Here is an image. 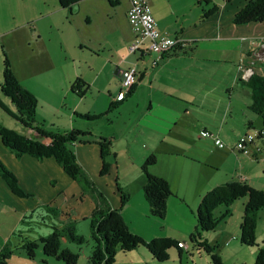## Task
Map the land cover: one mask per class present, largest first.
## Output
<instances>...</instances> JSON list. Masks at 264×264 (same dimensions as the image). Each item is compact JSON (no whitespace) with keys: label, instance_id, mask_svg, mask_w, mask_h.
<instances>
[{"label":"crops","instance_id":"crops-1","mask_svg":"<svg viewBox=\"0 0 264 264\" xmlns=\"http://www.w3.org/2000/svg\"><path fill=\"white\" fill-rule=\"evenodd\" d=\"M162 1L149 0L152 16L161 33L175 37L181 45L163 55L158 65L153 67L150 63L151 55L145 53L146 42L139 51L128 53V46L135 36L127 22L129 0H109L108 3L104 0H90L89 17L87 16L85 24L87 40L83 42L87 47L86 58L75 80H68V86L59 89L58 99L65 89H68L67 96L77 95L76 97L83 100L96 92L98 94L90 100L97 101L101 98L108 107L110 103H114L118 111L126 109V132L132 135V140L125 145L128 149L147 150L139 157L141 161L155 155L157 151L154 150L165 151L164 154H170L167 151L180 152V146H174L171 141H174L178 133H186L191 127L198 125L202 126L200 130H215L217 137L224 143L230 138L224 128L236 126L235 137L233 141L230 140L232 147L246 132L262 131L263 136L258 137L253 145L259 148L258 153L252 155L256 159L262 149L261 144H264V127L261 119L249 110L251 93L244 85L246 80L241 78V69L249 68L252 73L264 77V23L235 25L234 14L246 0H210L213 2L212 9H203L202 12L194 13V16L193 7L189 8V14L187 8L185 12H176L173 6L165 4V1L163 4ZM190 2L191 0L188 7L192 6ZM115 3L123 4V12L118 20L115 17L116 11L112 9ZM196 5L201 7V2L197 0ZM123 21L126 27L122 25ZM132 66L136 68L137 75L130 92L121 101H116L117 95L122 91L123 74ZM74 81H78L82 96L76 91H71L70 87ZM48 87L47 91L50 90V86ZM213 90H219L227 96L219 118L216 119L212 114L209 124L203 123L197 117L191 119L189 107L207 105L209 101H214ZM64 105L65 103L61 102L60 107ZM94 110H84L88 116L101 115L100 118L91 120L94 123L79 118L78 114H72L69 117V128L63 130H78L88 134L81 136L80 141L71 147L82 167L86 191L77 185L78 182L69 178L53 158L35 159L29 155L17 158L0 139V163L15 177L22 193L12 191L0 173V250L8 245L12 251L8 264H32L33 262L24 258V254L19 250L24 242L35 243L50 234L53 228H63L70 223L87 220L95 208L118 210L126 225L132 223L127 220L121 203V192L127 195L129 193L130 179L126 176V181L116 178L111 166L105 175H99L102 163L97 142L109 140L112 147V143L119 142L118 134L121 131L118 133L113 127L116 123L109 114L112 110L107 114L106 110L99 113ZM41 125L48 130L53 127L51 124ZM56 127L59 129V126ZM24 133L27 134L26 131L23 135ZM212 142L208 139L205 144L211 153L217 149L219 155L214 154L217 158L225 159L231 155L221 152L223 148L218 149ZM134 161L132 170L135 171L133 174L140 175L137 185L141 189L145 182L141 171L142 164L138 166ZM187 162L193 164L195 160ZM155 164L156 160L147 171L165 179L171 192H178L180 183L176 182L174 186L171 178L149 171ZM196 164H199L198 160ZM212 165L202 163L206 168ZM203 169L205 168L200 170ZM205 185L207 183L201 184L195 179L190 190L202 198L220 184L203 187ZM183 196L187 199L185 194ZM39 225L44 230L38 231ZM150 258L153 261L152 257Z\"/></svg>","mask_w":264,"mask_h":264},{"label":"rangeland","instance_id":"rangeland-1","mask_svg":"<svg viewBox=\"0 0 264 264\" xmlns=\"http://www.w3.org/2000/svg\"><path fill=\"white\" fill-rule=\"evenodd\" d=\"M104 1L108 3V0ZM164 1L165 4L173 6L176 12L179 10L185 12V8H187L188 13L189 8L193 7L192 16L196 12H202L203 9L206 11L212 9L211 4H213L210 0H198L201 2V7H198L196 5L197 0H191L192 6L188 7L190 0H163V4ZM89 6L90 0H82L72 6V14H70L68 9L59 6L58 0H0V82H2L5 56L15 79L37 100L35 109L37 123L51 124L53 127H50V130L53 132L61 133L69 128V117L72 114L87 115L84 112L89 108H94V111H97L95 113H99L104 112L108 107V104L103 102L104 99L90 100L98 94L96 92H93L88 99L83 100V98L76 97L77 95L70 94L67 96L68 89H65L63 95L58 99L59 89L68 86V80H72V82L75 80V76L81 72L83 60L86 58L85 48L87 47L83 45V42L87 40L85 24L87 16L89 17ZM112 9L116 11L115 17L118 20L123 12V4L117 5L115 3ZM122 25L126 27L124 21ZM48 86H50L49 91H47ZM212 97L214 101H209L207 105L189 107V117L191 116V119L192 117L200 118L206 124L211 123L210 119L213 116L216 119L219 118V113L226 103L227 96L219 90H213ZM61 102L65 103L62 108L60 107ZM116 110H112L109 114L112 121L118 123L117 125L114 124L113 127L118 133L121 131L118 134L120 140L112 143L110 153L104 156L103 161L112 167L116 178L126 181V176L130 179V184H128L129 198L122 204L127 220L132 221L127 225V230L139 236L146 243L154 239H170L178 242L180 253L176 248H169L165 251L166 260L158 263L154 260L151 261V255L148 251L139 246L127 253L117 252L113 258V264H212L213 255L220 260L221 264H253L258 250L264 248V211L259 210L257 213L254 244L245 246L239 241V232L247 197L239 198L228 207L230 215L219 220L213 231L199 233L200 241L212 248L206 247L204 249L190 240L191 234L197 228L196 212L202 199L190 188L195 179L201 184L207 183L203 187L245 180L243 182L253 189L264 190V144H261L262 149L259 157L254 159L253 156L251 157L252 154L246 155L235 150V144L232 147L230 140L233 141L237 127L230 129L225 127L224 129L230 138L225 143L222 142L224 148L220 151L231 155L225 159L217 158L214 154L219 155V152L217 149L214 153L209 151L210 148L205 144L208 138H203L200 135L202 126L198 125V127H191L186 133H178L174 137V141H171L174 146H180V152L167 151L170 154H164L165 151L154 150L157 151L155 154L156 164L149 171L171 178L174 186L176 182L181 184L178 192H171L172 197L167 201V214L164 219L157 220L148 216L142 190L137 185L140 175L133 174L135 171L132 170L133 160L138 166H141L140 164L143 166L145 160L141 161L139 157L142 152L147 150L128 149L126 147L125 144H129L128 141L132 140V135L130 136V133L126 132L127 111H125L126 109ZM182 113L180 112V114ZM13 114L16 112L10 99L0 94V125L7 130L23 135L26 130L18 121L13 119ZM212 114L214 115L212 116ZM236 117L238 118L239 114ZM88 121L91 122V120ZM56 125L59 126V129ZM211 131L213 135H216L215 130ZM256 132L251 131L254 134ZM255 142H257V138ZM254 148V146L251 147V152ZM189 160H195V162L191 164V162H187ZM197 160L199 164H196ZM211 161H215L216 164ZM201 162L212 163L213 165L206 168L202 166ZM202 168H205L203 169L205 172L200 170ZM77 185L83 191L87 190V185L82 178ZM184 194L187 199L184 198ZM225 209L224 206L216 208L213 211V217L219 219ZM90 224V217L75 223L74 232L81 237L82 242L61 241V248H66L78 256L76 264H88V258L91 257L92 252L100 248V241H96L97 238H94L96 235L91 233ZM39 226L38 231L44 230L41 225ZM46 232L49 231L46 230ZM36 244L38 248L34 250V258L31 259L32 264H63L55 258L46 257L42 252L41 243L39 244L37 241ZM19 250L25 258V251Z\"/></svg>","mask_w":264,"mask_h":264},{"label":"trees","instance_id":"trees-1","mask_svg":"<svg viewBox=\"0 0 264 264\" xmlns=\"http://www.w3.org/2000/svg\"><path fill=\"white\" fill-rule=\"evenodd\" d=\"M80 1L82 0H58V3L61 8L68 9L69 13L72 14V6ZM205 2L208 3L207 1ZM233 22L235 25L264 23V0H246L241 9L234 14ZM244 85L251 93L249 110L261 119L262 126L264 127V77L258 73H252L250 78L244 82ZM70 89L72 92L76 91L78 95H83L78 81ZM129 92L130 89L127 94ZM0 93L10 99L16 112L12 117L25 128L27 133L25 135L17 134L0 125V139L3 145L17 158L23 155H29L35 159L53 158L69 178L76 182L80 178L84 181L82 167L78 164L71 147L72 144L80 141L81 136L88 134L78 130L57 133L44 129L42 127L43 125L37 123L35 119L37 100L35 96L23 88L15 79L5 56ZM116 107V104L110 103L105 114L116 109ZM98 117L100 118L101 115H80V118H84L87 121ZM47 140H49V143H46ZM97 144L100 149L99 159L102 163L99 172L101 176L109 168L108 164L104 163L103 158L110 153L111 147L109 140H100ZM154 163L155 155H150L142 166L141 171L145 177V182L141 190L148 207L149 216L157 220H163L167 214V200L170 196L172 197V193L165 179L148 173L147 170ZM0 173L12 191L22 194L18 189L15 177L1 163ZM121 196V203L123 204L129 197L127 193L122 192ZM244 196L247 197V202L244 203L243 207L239 241L245 246H252L254 244L257 213L259 210L264 211V190L253 189L243 181L234 183L226 182L217 187L215 186L202 197L196 212L197 228L191 234L190 240L197 244L198 247L212 249L206 243L200 241L199 233L213 231L219 220L230 215L228 207ZM220 206H224L226 209L221 217L217 219L213 217V211ZM120 214L118 210L109 208H95L93 213H91L90 231L93 235H96V237L94 236L95 239L97 238L96 241H100V248L92 252L91 257L88 258V264H113V258L117 252L127 253L135 250L139 246L144 247L152 259L158 263L166 260L165 251L169 248H176L180 253L178 242L170 239H154L146 243L139 236L128 232L127 225ZM74 228L75 224L70 223L63 228H53L50 234L40 238L38 242L42 245L43 254L46 257L55 258L63 264H76L78 256L66 248H61V239L78 243L82 242L81 237L75 234ZM37 248L36 242H24L19 247V249L25 251L26 257L30 260L34 258V250ZM11 254L12 251L9 249V246L5 245L0 250V264H7V260ZM219 261L216 256H212V264H221ZM253 264H264V248L258 250Z\"/></svg>","mask_w":264,"mask_h":264},{"label":"built area","instance_id":"built-area-1","mask_svg":"<svg viewBox=\"0 0 264 264\" xmlns=\"http://www.w3.org/2000/svg\"><path fill=\"white\" fill-rule=\"evenodd\" d=\"M149 0H129V7L127 10L128 24L131 26L135 36L129 45V52L134 53L139 51L144 44L147 43V49L145 53L151 55L150 63L153 67L157 66L161 61L163 55L171 52L173 49L178 48L181 43L175 37H170L161 33L158 29L155 19L152 16ZM241 78L247 80L252 75V70L249 68L241 69ZM137 75L136 68L134 66L129 67L123 74L121 81L122 91L117 95L116 101L122 100L126 96L129 89L132 87ZM263 136L262 131L254 133H245L239 137L237 143H235V150L244 153L246 155H254L258 153L259 148H254L251 152V147L255 143V139L260 135ZM200 135L203 138L211 139L218 149L224 148V145L217 137L209 131H201ZM47 142H49L47 140ZM251 155V156H252ZM182 245V244H180Z\"/></svg>","mask_w":264,"mask_h":264},{"label":"clouds","instance_id":"clouds-1","mask_svg":"<svg viewBox=\"0 0 264 264\" xmlns=\"http://www.w3.org/2000/svg\"><path fill=\"white\" fill-rule=\"evenodd\" d=\"M48 141H49V140H48ZM46 143H49V142L46 141ZM178 245H179V244H178Z\"/></svg>","mask_w":264,"mask_h":264}]
</instances>
